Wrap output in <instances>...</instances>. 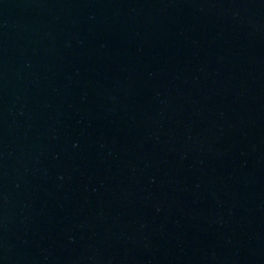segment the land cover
Here are the masks:
<instances>
[{"label": "water", "instance_id": "1", "mask_svg": "<svg viewBox=\"0 0 264 264\" xmlns=\"http://www.w3.org/2000/svg\"><path fill=\"white\" fill-rule=\"evenodd\" d=\"M0 264H264V0H0Z\"/></svg>", "mask_w": 264, "mask_h": 264}]
</instances>
